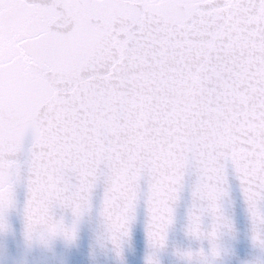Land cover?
I'll return each mask as SVG.
<instances>
[{"label": "snow or ice", "instance_id": "obj_1", "mask_svg": "<svg viewBox=\"0 0 264 264\" xmlns=\"http://www.w3.org/2000/svg\"><path fill=\"white\" fill-rule=\"evenodd\" d=\"M229 166L264 245V0H0V218L23 185L26 237L73 240L102 182L117 255L141 199L162 248L194 171L217 257Z\"/></svg>", "mask_w": 264, "mask_h": 264}, {"label": "water", "instance_id": "obj_2", "mask_svg": "<svg viewBox=\"0 0 264 264\" xmlns=\"http://www.w3.org/2000/svg\"><path fill=\"white\" fill-rule=\"evenodd\" d=\"M30 137L26 138V145ZM196 181L194 171L185 174L183 187L174 205L173 222L169 226L162 248H152L147 239L148 214L141 199L127 224V235L120 242V254L105 235L99 215L104 185L98 183L91 195L90 208L76 225L75 238L66 241L62 237L50 240L47 247L25 242L23 205L25 189L16 188L15 207L3 212L0 223L7 230L0 233V264H147L151 257L155 264H264V248L252 241V221L248 212L239 181L231 167L227 169V185L219 200L222 217L217 244L220 254L213 257L206 239L197 240L187 234L188 211L192 207V191ZM146 185L141 183V191ZM264 208V205H261ZM57 217L71 223L67 210L57 208ZM211 223L207 215L202 217L206 230ZM203 250V257L196 253ZM192 252L188 258L183 255Z\"/></svg>", "mask_w": 264, "mask_h": 264}, {"label": "clouds", "instance_id": "obj_3", "mask_svg": "<svg viewBox=\"0 0 264 264\" xmlns=\"http://www.w3.org/2000/svg\"><path fill=\"white\" fill-rule=\"evenodd\" d=\"M6 230H7L6 225H4L3 223L0 224V233L5 232ZM24 238H25L26 244H28V245H32L33 243H35V244L47 247V245L50 242V240H48L47 238H40L38 236H32L30 238L24 236ZM254 245L257 246V247L264 248V245H262L260 243H254ZM153 262H154V260H153ZM154 264H155V262H154Z\"/></svg>", "mask_w": 264, "mask_h": 264}]
</instances>
